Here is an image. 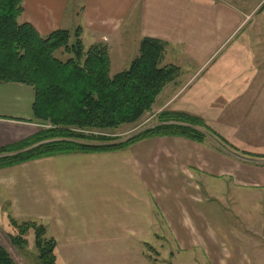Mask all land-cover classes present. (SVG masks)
<instances>
[{"label": "crops", "instance_id": "0c3cea01", "mask_svg": "<svg viewBox=\"0 0 264 264\" xmlns=\"http://www.w3.org/2000/svg\"><path fill=\"white\" fill-rule=\"evenodd\" d=\"M22 7L19 21L42 37L80 29L84 47L105 45L113 74L129 67L143 38L163 42L161 65L180 76L152 109L204 119L180 101L192 91L187 101L227 109L218 114L231 133L215 132L230 148L155 137L0 169L1 217L43 225L61 264H86L88 254V264H264V227L228 228L222 207L246 205L245 220H264L253 211L264 201V0H22ZM33 102L31 87L0 83V149L45 128Z\"/></svg>", "mask_w": 264, "mask_h": 264}, {"label": "trees", "instance_id": "16d2710c", "mask_svg": "<svg viewBox=\"0 0 264 264\" xmlns=\"http://www.w3.org/2000/svg\"><path fill=\"white\" fill-rule=\"evenodd\" d=\"M22 12V0H0V83L31 87L33 116L49 127L0 149V169L56 155L117 151L155 137L201 143L210 134L223 141L199 117L180 112L159 114L157 125L126 140L101 135L136 124L151 111L162 90L179 78L178 67L161 65L165 44L143 38L129 67L111 76L105 45L84 49L80 29L73 34L56 30L42 37L19 21ZM59 51L71 57L59 60L55 57ZM10 224L17 231L13 244L25 245L22 237L32 230L38 263L56 264V244L46 238L43 225L13 219ZM0 264H15L1 246Z\"/></svg>", "mask_w": 264, "mask_h": 264}, {"label": "rangeland", "instance_id": "374dc122", "mask_svg": "<svg viewBox=\"0 0 264 264\" xmlns=\"http://www.w3.org/2000/svg\"><path fill=\"white\" fill-rule=\"evenodd\" d=\"M72 40H73V38L71 39V41ZM84 49H87V47H84ZM55 57L61 61H66L71 56L65 54L63 51H59L55 54ZM129 59H130V57L127 59V62ZM127 64H129V63H127ZM127 67H128V65H124L123 69H125ZM115 74H118V73L113 74L110 71L111 76H113ZM197 87H199V84H196L195 89H197ZM188 91H191V89H189ZM191 93H192V91L189 93L183 94L181 96L180 101L189 102L190 103L189 106L193 105L194 110H196L197 113H202L204 119L200 118V117L199 118L201 120H203L204 124L208 128H210L212 131H214V132L216 131L218 134H223L224 132L225 133H227V132L231 133V129L229 130L228 127H226L224 124L225 123L224 111L227 109H218L217 110V109H213L211 107L209 108V107H205V106H204V108H202V107L198 106L196 103H193V101L192 102L189 100L187 101V99H190L189 95ZM182 103H184V102H182ZM229 111H231V110L229 109ZM219 112L224 114V117L221 116L222 114L219 115L218 114ZM161 113H163V112H161ZM180 113H182V112H180ZM184 114H186V113H184ZM158 115H156L155 110L153 108V109H151L150 112L146 113L136 124H133L130 126L120 127L116 130L105 131V133H101V135L119 138L120 140H126L129 137H131V136H133V135H135V134H137V133H139V132H141L147 128H150V127L157 125L158 124V122H157ZM188 115H190V114H188ZM192 116H194V115H192ZM196 117H198V116H196ZM44 127L47 128L49 126L45 125ZM80 132H83L86 134L89 133L88 131H80ZM92 134L99 135V132H92ZM206 139L215 141L216 143L220 144L223 147L230 148L227 141L225 139H223L222 137H221V139L223 141H219L216 137H214L210 134H207L204 141ZM222 207H224V219H225V223H226L228 228L245 229V228L251 227L252 229H255L258 231H261L263 229L264 226L261 223H263L264 220H261V219L257 220L256 218L251 219V220H245L244 219V216L242 214V210H244V209L247 210L248 206L243 205L241 209H239L238 207H232V205H230V204L222 206ZM253 211L255 212L256 215L263 217L264 216V201L258 200V202L256 203L255 209L253 207ZM10 220H11V218L8 220H4L0 215V246L9 254V256L11 257V259L13 260V262L15 264H39L38 260H37L38 253H37V250H36L35 245H34L33 231L30 230L29 232H27L26 235H24L22 237L25 240V245H23V246L15 245L12 243L11 238L17 235V231L11 226ZM18 223H20V222H18ZM46 238H51V237L46 236ZM258 239L264 240V235H260ZM55 244H56V242H55ZM262 244L263 245H261V246L264 249V242ZM55 249H56V247H55ZM54 254H55V259L58 258L56 261V264H61L62 260H61L60 253L56 252V250H54ZM89 255L90 254H88V256L85 257V259L87 261L86 264L90 263V260L93 259V257H90ZM97 260H100V258H98ZM261 260H262V262H264V257L261 258ZM118 261H120V260H118ZM260 262L261 261L258 259V264Z\"/></svg>", "mask_w": 264, "mask_h": 264}]
</instances>
